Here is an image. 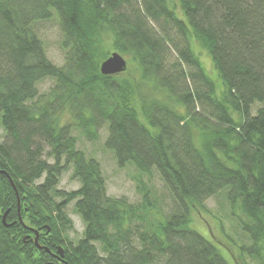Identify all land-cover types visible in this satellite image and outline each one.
<instances>
[{
  "label": "trees",
  "instance_id": "obj_1",
  "mask_svg": "<svg viewBox=\"0 0 264 264\" xmlns=\"http://www.w3.org/2000/svg\"><path fill=\"white\" fill-rule=\"evenodd\" d=\"M51 21L62 66L38 31ZM113 52L139 78L129 64L101 74ZM255 103H264V0H0V264H231L192 227L221 192L251 242L233 241L239 264H264V108L252 115ZM105 125L118 166L136 169L139 203L110 196L100 162L78 148L75 131L95 141ZM69 169L81 186L66 192L58 185ZM73 202L85 224L77 243Z\"/></svg>",
  "mask_w": 264,
  "mask_h": 264
},
{
  "label": "rangeland",
  "instance_id": "obj_2",
  "mask_svg": "<svg viewBox=\"0 0 264 264\" xmlns=\"http://www.w3.org/2000/svg\"><path fill=\"white\" fill-rule=\"evenodd\" d=\"M38 31L44 41L48 58L54 64L62 66L65 55L61 48L63 37L58 23L56 21L43 23ZM192 48L200 58L209 77L215 82L218 93L220 94L223 90V84L210 54L195 39L192 41ZM128 64L131 70L130 74L139 78L137 65L129 60ZM52 85L53 81L46 80L39 84V89L41 92H46ZM259 108H264V103H255L252 106V115H255ZM66 118H69V116L66 115L64 120ZM74 135L78 137V148L85 152L88 157L95 158L100 162L103 175L106 179L108 194L112 197H126L132 203H139L141 201V195L137 190V184L134 180L136 169L131 164L123 168L118 166L115 154L106 147V140L108 138L107 126L105 125L101 128L99 137L95 141H89L83 138L77 131H75ZM5 138L6 133L0 127V142L5 141ZM43 181L44 177L37 181V184H41ZM152 185L155 187V197L159 198L163 202L166 210L169 211L173 203L157 172H153ZM80 186L81 183L79 180L73 177V170L69 169L63 173L58 189L71 192L77 190ZM206 206L209 210L208 213H202L200 211L194 213L192 227L212 241L228 260L231 259L229 261L231 264H233L232 262L239 264V260H237V249L233 247V241L238 243L237 239H240V242H244L247 245H250L251 242L249 237L238 228V221L232 216L231 207L226 201L224 193L221 192L209 198L206 201ZM66 212L74 222V230L68 233L69 239L73 243H77L83 237L85 224L82 218L76 213L74 202L67 206ZM246 261L249 264H257L255 261L249 259V257H246Z\"/></svg>",
  "mask_w": 264,
  "mask_h": 264
},
{
  "label": "water",
  "instance_id": "obj_3",
  "mask_svg": "<svg viewBox=\"0 0 264 264\" xmlns=\"http://www.w3.org/2000/svg\"><path fill=\"white\" fill-rule=\"evenodd\" d=\"M128 70V62L124 56L118 52H113L106 60H104L100 66L101 74L105 76H112L124 73ZM7 214V213H6ZM6 214L3 217V223L6 227H11L12 225L7 224ZM36 245L38 244V237L35 240ZM41 248V247H40ZM59 255L64 256L63 249H59Z\"/></svg>",
  "mask_w": 264,
  "mask_h": 264
}]
</instances>
